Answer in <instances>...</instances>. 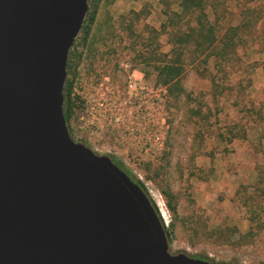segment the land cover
<instances>
[{
  "label": "rangeland",
  "instance_id": "rangeland-1",
  "mask_svg": "<svg viewBox=\"0 0 264 264\" xmlns=\"http://www.w3.org/2000/svg\"><path fill=\"white\" fill-rule=\"evenodd\" d=\"M182 1L91 5L68 65L69 129L140 182L172 254L264 264V0H206L238 44L222 68L190 51Z\"/></svg>",
  "mask_w": 264,
  "mask_h": 264
},
{
  "label": "water",
  "instance_id": "water-1",
  "mask_svg": "<svg viewBox=\"0 0 264 264\" xmlns=\"http://www.w3.org/2000/svg\"><path fill=\"white\" fill-rule=\"evenodd\" d=\"M88 0H0V264H219L172 254L158 209L64 115Z\"/></svg>",
  "mask_w": 264,
  "mask_h": 264
},
{
  "label": "trees",
  "instance_id": "trees-1",
  "mask_svg": "<svg viewBox=\"0 0 264 264\" xmlns=\"http://www.w3.org/2000/svg\"><path fill=\"white\" fill-rule=\"evenodd\" d=\"M98 0H88V5H89V10L91 5L96 3ZM101 1V0H100ZM205 2L206 0H183L182 3H180L181 9L186 12L191 10V16L190 18L194 17L195 18V25L193 27L189 28V31L187 34H185L186 37L190 39H194L193 45H191L189 48L191 49L190 51H201L207 52L205 54L204 58H209L212 55L219 61L218 68H222L223 63L225 60L230 59V57H234L238 59V44H232L228 43V31L224 34L221 35L219 34L218 27H219V16L217 17V14L215 13V23L210 22L208 16L206 15V9H205ZM89 14H87L84 24L87 20ZM180 16V15H177ZM184 17V16H183ZM182 17V18H183ZM185 18H187V15L185 14ZM83 24V27H84ZM185 38V37H184ZM187 40V38H186ZM184 40V41H186ZM188 42V41H186ZM184 43V42H183ZM228 47L230 50L228 51ZM70 60V59H69ZM205 60V59H204ZM239 60V59H238ZM233 62V61H232ZM69 65V63H68ZM179 68L176 67V69H172L173 73H176V75H179ZM66 87V86H65ZM64 96H65V90H64ZM70 97V94L68 93L66 96V99ZM71 105V102L69 103V107ZM65 107V106H64ZM64 109V115L65 119L68 121L70 114H71V108L69 109ZM148 197L152 201L154 207L157 210V207L154 203V201L151 199L149 194L147 193ZM158 214L160 216V219L162 221V224L164 228L167 231L166 225L158 211Z\"/></svg>",
  "mask_w": 264,
  "mask_h": 264
},
{
  "label": "flooded vegetation",
  "instance_id": "flooded-vegetation-1",
  "mask_svg": "<svg viewBox=\"0 0 264 264\" xmlns=\"http://www.w3.org/2000/svg\"><path fill=\"white\" fill-rule=\"evenodd\" d=\"M73 110L77 113V111H76V109L74 108V106H73ZM66 122H67V126H68V129H69V125H68V121L66 120ZM69 132H70V135H71V137H72V139L75 141V142H77V143H82V144H84V142H81V141H77V140H75V138H74V135H73V132H72V130L71 129H69ZM91 149H93L92 147H91ZM110 158H112V160L114 161V163L115 164H117L120 168H122L130 177H131V179L133 180V181H135V182H137V183H140V182H138V181H136L135 179H134V177L123 167V165H121L120 164V162L118 161V159L117 158H115V157H113V156H109Z\"/></svg>",
  "mask_w": 264,
  "mask_h": 264
},
{
  "label": "crops",
  "instance_id": "crops-1",
  "mask_svg": "<svg viewBox=\"0 0 264 264\" xmlns=\"http://www.w3.org/2000/svg\"><path fill=\"white\" fill-rule=\"evenodd\" d=\"M116 1H122V2H124V3H127L128 1H133V2L136 4V3L140 2L141 0H116ZM125 1H127V2H125ZM263 55H264V52H263ZM258 74H259V73H258ZM258 76H259V75H258ZM257 81H258V77H257L256 79H254V86H256ZM261 87H264V83H263V82H262V84H261Z\"/></svg>",
  "mask_w": 264,
  "mask_h": 264
},
{
  "label": "built area",
  "instance_id": "built-area-1",
  "mask_svg": "<svg viewBox=\"0 0 264 264\" xmlns=\"http://www.w3.org/2000/svg\"><path fill=\"white\" fill-rule=\"evenodd\" d=\"M154 140L156 143H158L161 140V136L157 133V131L154 133Z\"/></svg>",
  "mask_w": 264,
  "mask_h": 264
}]
</instances>
